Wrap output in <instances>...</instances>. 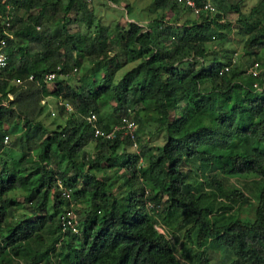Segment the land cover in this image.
I'll use <instances>...</instances> for the list:
<instances>
[{"label":"trees","instance_id":"obj_1","mask_svg":"<svg viewBox=\"0 0 264 264\" xmlns=\"http://www.w3.org/2000/svg\"><path fill=\"white\" fill-rule=\"evenodd\" d=\"M49 1L0 0V17L10 15L13 29V36L6 41L8 61L0 68V264H206L208 245L229 254L224 264H264V25L250 28L245 37V49L262 51L261 56L247 61L246 67L234 60L228 70L218 74L227 62L216 58L187 72L178 66L189 55L204 58V41L215 27L232 29V20H221L228 12H235L234 21L239 23L255 13L264 17V0H257L247 15L239 8L240 0L211 1L216 10L213 14L202 11L180 24L163 20V12L169 10L176 20L182 12L189 13L188 9L171 0H152L159 15L149 29L134 20L127 22V27L116 24L110 29L99 22L90 2L67 0L59 5L62 24L53 35L48 23L41 31L33 25L40 22ZM38 7L39 13L29 12L24 18L15 14L19 8ZM56 7L54 2L50 4L51 10ZM125 8L130 14L131 7L126 4ZM71 12L77 21L67 16ZM15 22L22 25L14 28ZM1 26L0 21V36ZM15 37L17 54L12 46ZM116 49L130 54L127 62L139 60L111 82L115 70L111 63L116 60L111 51ZM80 57L93 68H103L102 82L69 86L56 78L54 88L46 90L41 80L44 72L58 65L56 71L69 75L79 68ZM254 61L258 72L253 75L246 68ZM30 73L40 83L12 81ZM51 93L67 98L73 110L62 125L47 130L37 117L43 110L41 100ZM106 99L114 105L109 115L100 117L98 111ZM172 103L178 107V116L171 120ZM127 108L137 122L135 146L121 133L109 140L93 138L83 115L94 112L98 126L108 128ZM144 109L156 112L157 128L164 130L165 138L155 152H145L146 162L141 166L137 164L141 156L138 130ZM236 112L239 116L233 124L230 114ZM15 130L21 131L24 148L36 153L29 163L24 155L12 167L2 156L9 141L4 143L2 137ZM91 142L95 152L85 158L84 146ZM127 146L135 152L127 153ZM114 157H125L123 164L129 171L123 201L112 195L105 179L97 174L103 160L114 166ZM196 157L200 162L195 169L191 163ZM197 169L209 172L204 183L220 194L222 177L259 178L253 216L239 219L223 212L210 216L211 210L202 200L207 194L198 190L201 182L188 176ZM58 179L71 187L69 198L58 195ZM14 190L30 204L32 219L12 218V211L21 205L11 197ZM224 197L230 204L247 199L238 189ZM76 201L87 202L79 214ZM224 201L217 210L225 206ZM63 207L76 213V232L60 229L57 216ZM164 210L179 211L190 222L186 243L178 253L166 232L154 227L161 224L156 215Z\"/></svg>","mask_w":264,"mask_h":264},{"label":"rangeland","instance_id":"obj_2","mask_svg":"<svg viewBox=\"0 0 264 264\" xmlns=\"http://www.w3.org/2000/svg\"><path fill=\"white\" fill-rule=\"evenodd\" d=\"M67 0H50L48 2L49 7L46 8L42 17L40 18V22L33 25L35 26L36 31H41L43 29V25L48 23L50 26L48 32L49 34H56L62 22L60 21V17L62 15V10L59 5L61 3L66 2ZM93 6V11L95 16L99 20L100 23L107 25L110 29L113 28L114 25L117 24V27L120 25V28L127 27V22L134 20L138 24L142 26V28H150L155 23V19L159 15L158 10H155L151 4L152 0H118V2H112L110 0H87ZM218 3V0H210ZM237 1V0H236ZM257 0H240V10L243 14L247 15L250 7L255 4ZM57 4L56 10H51V3ZM126 4L131 7V13L127 14L126 12ZM224 5H227V2H223ZM38 10L39 7L33 8L30 10H23L19 8L15 14L18 17L24 18L29 12L34 14ZM163 20L169 22H177L181 23L185 18H193V14L188 12H182V14L178 17V19L174 20V15L169 10L163 12ZM67 16L70 19L74 18V21H77L74 12L68 13ZM237 17L235 12H228L223 16V20L229 19L232 20L233 26L232 29L227 28L226 26H217L214 30L210 32V36L207 40L204 41V47L206 48V55L204 58H193L192 56H186L181 59V62L178 64L179 68L183 70V72H187L190 69L198 68L201 64H207L212 59L216 58L219 62H227L232 63V57H235V64H241L243 67L247 66V61L250 62L254 56H261L262 51L257 48H253V50L245 49L243 46V42L245 37L250 32V28H255L259 24L264 25V17L259 13H255L251 17H246L245 19H241L240 23L234 21ZM76 18V19H75ZM44 22V23H43ZM77 22L71 24L73 27L76 26ZM20 22L14 23V28H18L21 26ZM116 27V29H117ZM113 31V30H112ZM111 33V31H109ZM109 35V34H108ZM18 40V37L12 42L13 53L17 54L15 51L14 43ZM10 47V45H9ZM150 49V48H149ZM12 50V49H11ZM110 52V51H109ZM255 52V54H254ZM112 55H116V60H113L111 63V69L115 70L110 75L111 82L117 81L123 72L134 65L139 59L135 61H128L127 59L130 57V54L126 52V54L116 49ZM234 65V64H233ZM79 68L77 71H71L69 75L64 77L60 74L57 78L63 79V85L67 84L69 86H75L78 84H88L91 82L92 86H97V84L101 81L103 76V68L96 69L87 61L84 57H80L78 59ZM56 80V79H55ZM55 80L52 82L45 83V88L48 91H51L55 86ZM208 88V87H206ZM209 89V88H208ZM60 97V96H58ZM70 101L64 96L60 98L55 97L54 93H51L45 97H43V110L40 115L37 117L38 120L45 126L47 130H52L56 128L57 125H62L64 123L65 116H67L68 112L65 109L60 112V107L62 103ZM114 105L113 100L106 99L103 101L102 106L100 107L98 114L100 117L105 115H109L112 111V106ZM175 104L170 105V118L174 119L178 116L176 111ZM142 117V125L138 130V144L139 150L141 152V156L138 158V165L144 166L146 162V153L148 150L155 152L156 148L161 145L164 141L165 135L164 130H160L157 128L156 123V112L150 111L149 109L141 110ZM239 116V112H236L234 115L230 114V118L232 123L234 124L235 120ZM209 116H206V119ZM208 120V119H207ZM4 127V126H3ZM9 133V141L4 149L1 151L3 158L7 157L8 162L11 163V166H17L19 162V158L24 155L25 163H29L28 159L31 156H34L36 153L35 149L27 150L24 148V137L20 133V130L15 131H7ZM121 149V147H119ZM127 153L135 152L130 147H126L124 149ZM84 152L86 157H90L94 154L95 148L94 144L91 142L84 146ZM122 152V151H121ZM120 153V151H118ZM80 156L78 159H80ZM126 160L123 158H115L113 159L114 166H110L108 161L103 160L101 165L99 166V170L97 174L99 177H103L105 179V184L108 187L109 191L112 192V195L116 197L118 200L123 201L124 196L128 190V184L126 183V178L129 176V171L126 169V166L123 162ZM200 162V160L196 157L192 160V165L195 167ZM86 165V164H85ZM84 165V167H85ZM188 165H185L184 168H188ZM189 169V168H188ZM209 175V172L202 173L200 169H197L196 172L189 171L188 176L192 178H196V181H200L198 185V190H202L206 192V196H204L203 203L210 208V216H216L219 213L223 212L225 216L232 215L239 219L251 218L253 216V209L256 204V188L261 181L259 178L252 175H228L226 177H222L220 180V187L222 189L223 194H220L217 189L213 188V186L204 183L206 180V176ZM151 186V185H149ZM232 189H238L246 196V201L243 203H227L224 201V194H228ZM197 190V191H198ZM11 197L13 200H18L20 202V206L18 209L12 211V218H33V214L31 212L30 204L27 203L24 196L20 191L14 190L11 192ZM225 203V206L221 209L217 210L216 207L221 203ZM77 213H81L85 210L87 202H75ZM43 213V211H42ZM157 219L161 222V224H156L157 227H161L163 231L166 232L167 238H169L171 244L174 246L176 253L181 248V246L186 243L185 239V231L190 226V222L185 218V215L180 213L179 211H161L156 215ZM56 217V215H55ZM162 219H165L163 221ZM191 251H194V247H191ZM207 261L206 264H224L226 259L229 257V254L220 249L217 246L208 245L206 249ZM190 264H196L190 263Z\"/></svg>","mask_w":264,"mask_h":264},{"label":"built area","instance_id":"obj_3","mask_svg":"<svg viewBox=\"0 0 264 264\" xmlns=\"http://www.w3.org/2000/svg\"><path fill=\"white\" fill-rule=\"evenodd\" d=\"M171 1L179 6L185 7L186 9L189 10V13L193 15L198 14L202 11L208 14H213V12L216 11L214 5L210 0H202L201 2H196L195 0H171ZM10 19H11L10 15L6 13L3 17H0V21L2 23L1 32L3 34L2 36H0V68L4 67L8 61L6 41L8 38H11L13 36V29L10 27ZM221 20H223V17ZM235 59H236L235 57H232V62ZM229 66L230 63H225L222 66H220L218 69V74H222L224 71L228 70ZM257 66H258L257 62L254 61L246 69L248 72L254 75L257 74L258 72ZM57 69H59L58 65L56 69L44 72L43 75L41 76L42 82H44V84L48 82H52L60 74H62L64 77L68 75V73H62L56 71ZM75 70L76 68H73L71 71H75ZM26 80H34L36 83H40V81L35 79L31 73L24 78L16 77L12 79V81H14L17 84H22ZM254 85L256 86V83H254ZM9 96L11 95L9 94ZM42 101L43 99L41 100V102ZM62 106L66 111L71 112L73 110L72 105L68 101L63 102ZM83 118L85 123H87L90 126L91 134L93 138L109 140V139H113L117 133H121L122 135L128 136L133 146L136 145L135 131L137 128V122L133 118V113L130 108H127L126 113L122 114L119 117V119L113 124H111L108 128H102L98 126L97 116L92 111H89L88 113L83 115ZM8 139H9V135L5 133L2 137V141L5 143L7 142ZM56 190L58 195L61 196L62 198L70 197L71 187H69L59 179L56 180ZM57 221L62 231L70 230L72 232H76L78 229L77 215L72 208L63 207V210L59 213L57 217ZM154 227L158 231L163 232L161 227L158 228L157 225H154Z\"/></svg>","mask_w":264,"mask_h":264},{"label":"clouds","instance_id":"obj_4","mask_svg":"<svg viewBox=\"0 0 264 264\" xmlns=\"http://www.w3.org/2000/svg\"><path fill=\"white\" fill-rule=\"evenodd\" d=\"M232 64V63H231ZM43 103V102H42ZM64 109V108H63ZM58 217V216H57Z\"/></svg>","mask_w":264,"mask_h":264}]
</instances>
